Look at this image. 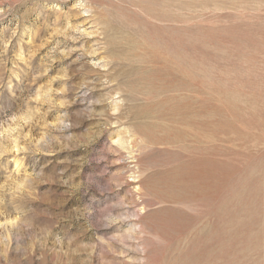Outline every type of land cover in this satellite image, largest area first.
Wrapping results in <instances>:
<instances>
[{
	"label": "rangeland",
	"instance_id": "374dc122",
	"mask_svg": "<svg viewBox=\"0 0 264 264\" xmlns=\"http://www.w3.org/2000/svg\"><path fill=\"white\" fill-rule=\"evenodd\" d=\"M0 264H264V0H0Z\"/></svg>",
	"mask_w": 264,
	"mask_h": 264
}]
</instances>
